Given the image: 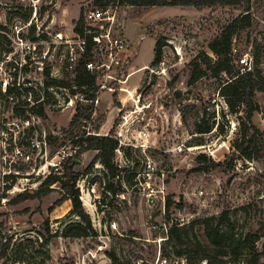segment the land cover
<instances>
[{"label": "rangeland", "instance_id": "rangeland-1", "mask_svg": "<svg viewBox=\"0 0 264 264\" xmlns=\"http://www.w3.org/2000/svg\"><path fill=\"white\" fill-rule=\"evenodd\" d=\"M96 1L0 0V59L12 49L15 26L22 27L25 38L36 41L57 32L70 35L85 9L100 6ZM33 5L37 13L31 19ZM145 9L141 0L117 6L133 73L124 84L116 85L115 92L100 90L96 105L67 106L69 93L59 86L41 85L45 78L38 71L22 73L24 81H30L25 87H31V100L24 89L0 92V264H158V257H166V264H200L198 243L209 255L217 251L205 236L203 222L213 218L216 225L224 213L223 231L258 236L253 249L250 244L244 246V254L264 250V0L203 9ZM246 13L248 19L238 21L232 36V57L236 69L247 70L239 65V57L258 54L251 123L260 133L249 130L245 147L251 158L232 148L241 140L245 106L235 100L232 110L219 92L228 77L211 75L216 55L209 48L232 20ZM156 41L161 56L154 62ZM196 62L205 75L189 84ZM63 82L69 91L74 89L73 83ZM89 88L92 91L94 85ZM40 101L44 116L30 110H36ZM76 113V123H71ZM125 114L129 115L126 136L138 145L142 141L137 131L146 126L148 147L126 146L124 161L114 154L120 178L111 177L95 158L97 151L76 152V141L87 136L81 126L83 117L95 135L110 136ZM206 127L209 131L200 132ZM177 143L183 146L181 153L170 149ZM200 154L220 165L202 168L196 161ZM147 161L157 171L149 186L159 195L163 181L164 199L173 201L169 210L162 208L160 196L150 204L147 190L132 187L133 173ZM70 164L79 175L76 187L93 229L86 236L55 234L66 223L79 221L70 214L69 199L49 210L64 194L60 183L51 185L46 195H36L46 175L62 176ZM19 194L27 198L17 201ZM175 226L178 230L171 233ZM259 264H264V255Z\"/></svg>", "mask_w": 264, "mask_h": 264}, {"label": "trees", "instance_id": "trees-1", "mask_svg": "<svg viewBox=\"0 0 264 264\" xmlns=\"http://www.w3.org/2000/svg\"><path fill=\"white\" fill-rule=\"evenodd\" d=\"M142 4L145 6V11L150 10L154 6H192L196 9L203 8H213L216 5H242L248 0H141ZM97 4L100 6H106L109 4L116 5H134L137 0H97ZM248 14H244L241 17H237L232 20L221 32L220 35L215 37V39L209 44L210 50L216 55V59L211 64V75L216 77L220 74L226 75L228 78L224 80L222 83L219 92L226 99L227 104L232 110L235 108V100H238L245 106L246 123H242V128L240 129V141H236L232 146L234 150H236L239 154L243 155L246 158H251V153L248 151L249 147H245V144L250 142L249 130L252 131V134L260 133L259 129H257L251 123V116L254 108L252 107V97L256 90V80L259 75V71L256 68L258 64V54L252 57V67L249 70H240L236 69L233 63L232 57V36L235 30L238 28V21H243L248 19ZM25 19L28 18V15L24 16ZM83 26L82 16L77 20L76 25L74 27V31L81 33ZM32 31H33V27ZM161 56V47L158 41L155 42L154 45V62L159 61ZM209 65V63H208ZM205 72L200 68V65L196 62L194 63V67L192 73L190 75L189 84L196 82L200 77L204 76ZM45 80L43 81V86L46 88L50 86H59L65 87L63 80H57L49 76L48 71L44 73ZM76 90L88 92L90 90L89 86L94 85V78L87 71H85L82 67L79 68L76 77ZM87 88V89H86ZM95 90V87L92 91ZM1 92V89H0ZM14 91L11 88H7L5 93L2 94H10ZM93 96V93H91ZM32 113L37 114L38 116H44L45 111L43 108V101H40L39 107L34 110L30 107ZM24 111H20L19 114ZM78 113L73 115L71 123H76V119L78 118ZM200 132L209 131V128ZM247 136L249 138L247 139ZM78 146V151L82 152L84 150H96L97 153L95 155L96 159H99L102 165L108 170L109 175L111 177L120 178L117 171V167L113 163V156L115 154V149L118 146V142L111 136L108 135H87L85 137L80 136V138L76 141ZM86 143V145H83ZM124 150V155H125ZM69 158H67L68 160ZM196 161L201 164L206 170L214 169L220 165V162L214 161L211 158L207 157L205 154H200L196 157ZM231 166V165H229ZM66 174H62V176L57 175L56 173L50 172L46 175L45 179L40 183L36 195L44 196L49 190L50 186L54 183H60V187L64 190V194L61 198L52 203L49 207V210L52 211L57 205L61 203V201L69 199L71 201V209L70 214L77 217L79 221H70L66 223L61 230L55 231V234L58 233L64 237L67 236H86L92 231V225L90 222V217L88 213L85 211L81 200L79 198L80 193L78 188L76 187V183L78 180V173L73 170L72 164L66 167ZM66 179L62 181V178ZM112 186V187H111ZM107 188H111L115 193L118 192V189L114 188V185H108ZM27 198V195L19 194L16 200H23ZM173 201L171 199H167L165 202L166 210H169ZM226 213L222 215L217 221L216 225H213L211 220L213 218H207L204 220V233L208 242L212 244L217 251L209 255L205 252V249L202 245L198 243V247H200L201 255L198 257L199 263L201 261H205V264H259L260 258L264 255V250L254 253L250 252L249 254H244L242 251L245 250V245L250 244V249H253V244L258 240V236L252 233H246L243 237L241 235L235 236L230 229L228 231H223L221 229V225L227 221ZM48 224V223H46ZM49 227V226H48ZM178 227L170 228V232H175ZM169 239V236H167ZM25 241H30V239H25ZM178 256H181L180 252H176ZM189 259V258H188Z\"/></svg>", "mask_w": 264, "mask_h": 264}, {"label": "built area", "instance_id": "built-area-1", "mask_svg": "<svg viewBox=\"0 0 264 264\" xmlns=\"http://www.w3.org/2000/svg\"><path fill=\"white\" fill-rule=\"evenodd\" d=\"M116 4L106 6H90L82 14L83 26L82 32L72 31L70 35L62 32H57L54 37H46L45 39H28L22 33V27L15 26L13 33L10 36V48L3 53L0 59V89L3 93L7 88L13 91L25 90L27 92V100H31V87H25L30 84V81H24L22 73H36L37 71L44 77L45 71H48L49 76L63 81L73 83L72 91L69 87H59L67 91L65 99L67 106L74 104L82 105L83 102L89 103L91 106L96 105L99 101L98 93L100 90L115 92L116 85L124 84L133 73L130 70V60L132 55L128 54L129 42L126 39L123 30V24L117 17ZM33 14L31 19L36 16V7L33 5ZM27 26V23L26 25ZM44 45L41 49L38 46ZM239 65L251 69L252 56L248 53L243 57H239ZM82 67L90 75L93 76L95 90L78 91L76 90V77L79 68ZM43 85V81L41 82ZM53 87V86H50ZM48 87V88H50ZM119 89L126 90L119 86ZM62 90V91H63ZM93 93V96H91ZM94 114V113H93ZM129 115L121 116V120L116 125L113 135H110L117 140L118 146L115 149V156L124 161V148L126 146H137L147 148L145 142L149 136L146 126L137 131V138L141 143H134L126 136L128 130ZM81 126L85 129L86 135H95L94 131H90L88 126L89 121L85 117L81 119ZM78 147V146H77ZM175 153L183 151L182 144H175L171 148ZM134 182L132 187L137 189L147 190L146 197L150 204H154L155 200L160 196L162 208H165V199L163 195L164 184L162 181L161 188L157 190L159 195H156L155 190L149 186V182L154 175H157L154 164L150 161L145 162V166L141 171L133 173ZM161 176L163 174L161 173ZM118 178V177H117ZM146 185V187H144ZM183 224L178 222L177 225ZM158 264H166V257H158ZM180 264H185L180 262ZM200 264H205L201 261Z\"/></svg>", "mask_w": 264, "mask_h": 264}]
</instances>
